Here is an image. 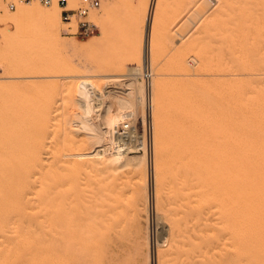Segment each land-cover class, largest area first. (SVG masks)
Instances as JSON below:
<instances>
[{"label": "rangeland", "instance_id": "obj_1", "mask_svg": "<svg viewBox=\"0 0 264 264\" xmlns=\"http://www.w3.org/2000/svg\"><path fill=\"white\" fill-rule=\"evenodd\" d=\"M90 19L66 35L56 0H0V264H264V0H103Z\"/></svg>", "mask_w": 264, "mask_h": 264}, {"label": "bare ground", "instance_id": "obj_2", "mask_svg": "<svg viewBox=\"0 0 264 264\" xmlns=\"http://www.w3.org/2000/svg\"><path fill=\"white\" fill-rule=\"evenodd\" d=\"M153 1V0H152ZM210 1V0H209ZM216 1V0H215ZM152 4H153V6H154V3L152 2L151 3V6H150V13H151V11H153L152 10V8H153V6H152ZM150 5V4H149ZM22 7V6H21ZM28 7V6H27ZM27 9V8H26ZM28 9H30V8H28ZM155 9V8H154ZM30 11V10H29ZM32 12H33V10H32ZM16 13L17 14H19V15H23V14H25V12L23 11V9H21L20 7L17 9V11H16ZM28 13V12H27ZM30 13V12H29ZM28 13V14H29ZM32 14V13H31ZM33 15V14H32ZM45 15H53V14H45ZM54 16V15H53ZM148 16V15H147ZM33 17V16H32ZM40 17V16H39ZM43 18V17H42ZM52 17H47V19H51ZM54 18V17H53ZM53 18H52V20H53ZM149 19V18H148ZM4 20V19H3ZM10 20V19H9ZM45 20V19H44ZM58 20V19H57ZM150 20V19H149ZM151 21V20H150ZM152 22V21H151ZM49 25H50V22H49ZM152 26V25H151ZM74 27V26H73ZM149 27H150V24H149ZM152 28H150V30H151ZM147 30H148V28H147ZM146 30V31H147ZM149 30V31H150ZM153 31V30H152ZM147 33V35H146V37H145V42H144V52H143V56H142V62H143V64H145V63H147L148 65H149V63H152V57H153V53H152V43H151V38H150V33L148 34V32H146ZM149 36V37H148ZM140 53V52H139ZM146 65V64H145ZM151 68V67H150ZM152 71V70H151ZM135 72V71H134ZM135 74H136V72H135ZM135 74H133V75H135ZM106 78V80L109 82H111V83H120L121 82V80H123V79H121V78H118V77H116V76H113V77H111V76H106L105 77ZM107 81H106V83H107ZM103 85V84H102ZM112 85V84H111ZM119 86V85H118ZM117 86V87H118ZM131 85H129V87H130ZM137 86V85H136ZM1 87V86H0ZM116 87V88H117ZM128 86L126 87V89H128L129 91H133L134 90V88H133V86H132V88H129ZM107 88V87H106ZM109 88V87H108ZM114 88V87H113ZM138 88V87H137ZM2 89V88H1ZM100 89V88H99ZM98 89V90H99ZM103 90V89H102ZM105 90V89H104ZM97 91V90H96ZM95 91V92H96ZM101 91V89L99 90V93H98V95L100 94V93H102V92H100ZM108 92H109V90H108ZM108 92H106V93H108ZM139 92V91H138ZM97 93H96V95H97ZM138 94V93H137ZM147 94V93H146ZM97 95V96H98ZM112 95H115V94H112ZM111 95V96H112ZM111 96H110V98H111ZM117 96H119V95H117ZM117 96H115V98H117L118 99V103L120 102V99H122V98H119V97H117ZM147 97H148V94H147ZM114 97H112V99H113ZM90 99V98H89ZM140 99V98H139ZM141 99H142V97H141ZM107 101V100H106ZM123 101V100H122ZM124 101H127V100H124ZM94 102V101H93ZM99 102V101H98ZM102 102V101H101ZM115 103H117V102H115ZM117 103V104H118ZM124 103V102H123ZM153 103V102H152ZM113 104V103H112ZM119 104H121V103H119ZM125 104V103H124ZM128 104V103H127ZM107 105V104H106ZM105 105V106H106ZM114 105H116V104H114ZM87 106H88V104H87ZM104 106V107H105ZM121 106V105H120ZM127 106V105H126ZM89 107V106H88ZM91 108H93V107H91ZM111 108H112V106H111ZM111 108H109V109H111ZM114 108H115V106H114ZM117 108V107H116ZM120 108V107H119ZM126 108V107H125ZM89 109V108H88ZM88 109L86 108V109H84V110H87L88 111ZM119 110V109H118ZM86 111V112H87ZM106 111V113H107V111L108 110H105ZM111 111V110H110ZM112 111H113V109H112ZM92 112V111H91ZM109 112V111H108ZM131 113V112H130ZM130 113H127L124 117L126 118H130L131 117V114ZM133 113V112H132ZM108 114V113H107ZM109 115V114H108ZM110 115H111V113H110ZM130 115V116H129ZM100 117V116H99ZM106 118H108L107 119V121L105 122L106 124H108V122L109 121H111V120H109V116L108 117H106ZM112 118V117H111ZM114 119V118H113ZM127 119V120H128ZM131 119V118H130ZM104 120V119H103ZM125 120V119H124ZM114 122V121H113ZM133 122V121H132ZM104 123V124H105ZM115 123V122H114ZM123 123V122H122ZM109 125V124H108ZM107 125V126H108ZM152 128H153V124H152ZM107 129H109V128H107ZM134 127L132 126V128L130 129V131L129 132H126L125 134H121V133H118L117 132V138L119 137V139L121 140L120 142H121V147L122 148H124L125 147V144H127L128 145V143H130V142H126V140H128L129 138H132V136H133V138H134ZM21 132V131H20ZM114 133V132H113ZM35 134V133H34ZM39 134V133H38ZM106 134V133H105ZM36 136V135H35ZM116 136V135H115ZM38 137V136H37ZM131 142L133 141L132 139H129ZM128 140V141H129ZM134 140H136V139H134ZM108 141V140H107ZM118 141V140H117ZM23 142V141H22ZM20 143V142H19ZM24 143V142H23ZM119 145V144H118ZM126 145V146H127ZM130 145V144H129ZM145 145H146V143H145V141H144V139H142V140H136V141H134V143H133V145H132V143H131V145L130 146H128L126 149H124V150H122L121 152L119 151L118 153H117V155H114V156H116L117 157V159L119 158L118 156H121V155H123L124 157H126L127 158V160H128V163L130 164V165H134L135 164V162H134V159H137V158H139V157H142L143 155H145V153L143 152H141L140 150L141 149H143V151H144V149H145ZM27 146V145H26ZM116 146V145H115ZM120 147V146H119ZM33 149H34V147H33ZM32 149V152H33V154H34V150ZM39 148H37V149H35V150H38ZM27 150H29V149H27ZM42 150V149H41ZM44 150V149H43ZM20 151H22V150H20ZM25 152V151H24ZM29 152V151H28ZM27 152V153H28ZM42 152V151H41ZM108 152V151H107ZM23 153V152H22ZM26 153V152H25ZM30 153H31V151H30ZM30 153H28V154H30ZM40 153V152H39ZM115 153V154H116ZM123 153V154H122ZM20 154H21V152H20ZM19 154V155H20ZM28 154H25V158L23 157V158H21L22 157V155L20 156V158L19 159H21V161L20 162H25L26 163V161L25 160H27V158H29L30 156L28 155ZM38 154V153H37ZM109 154V153H108ZM111 154V153H110ZM40 155H41V153H40ZM83 157H88V158H98V156H94V155H92V153H85V154H83L82 155ZM33 157H36V156H33ZM39 158H40V160H41V156H38ZM43 157V156H42ZM103 157V156H102ZM122 157V156H121ZM31 158V157H30ZM38 158V159H39ZM80 158V157H79ZM32 159V158H31ZM115 159V158H114ZM114 159H113V161H114ZM116 159V160H117ZM81 160V159H80ZM173 160V159H172ZM31 161V160H30ZM32 161L34 162V160L32 159ZM31 161V162H32ZM36 161V160H35ZM109 161H110V159H109ZM111 161H112V159H111ZM110 161V162H111ZM27 162H29L28 160H27ZM24 163V164H25ZM30 163V162H29ZM39 163V162H38ZM38 163H37V165H38ZM137 163V162H136ZM21 164V163H20ZM23 164V163H22ZM21 164V165H22ZM31 164H33V163H31ZM34 164H35V162H34ZM42 164V163H41ZM179 165V164H178ZM178 165H177V167H178ZM32 166V165H31ZM22 167H24V165L22 166ZM21 167V168H22ZM38 167H40V166H38ZM42 167V166H41ZM190 168H191V166L190 165H184V168L183 169H180V173H181V171H183V173L182 174H187V176L189 175V172L191 171L190 170ZM234 168V167H233ZM24 169V171H22L21 172V174H22V177H23V180H24V184L25 183H27V181H29V179L31 178V176H32V171H31V168H30V164L28 165V163H26V167H24L23 168ZM37 170H38V168H36ZM35 170V169H34ZM37 170H35V172L37 171ZM160 170V164L159 163H157V164H155V172H158ZM176 170V169H175ZM160 172V171H159ZM177 172V170L174 172V174ZM233 172H236V171H233ZM194 172H192V174H193ZM211 173H213V172H211ZM210 173V174H211ZM134 174H135V172H134ZM139 174V173H138ZM177 174V173H176ZM179 174V173H178ZM214 174H215V172H214ZM232 174V173H231ZM230 174V175H231ZM237 174V173H236ZM178 176V175H177ZM176 176V178H178ZM179 176H181V175H179ZM186 176V178H185V180H183L184 181V183L183 184H185V185H183L184 186V190L185 191H187V193H186V197H187V199L189 198H191V197H193V198H195V196L197 195L196 193H195V191H197V190H195V189H200L199 187L200 186H202L203 184V182H201V181H195V180H193V178H197V177H187ZM135 177H136V175H135ZM237 177V176H236ZM180 178V177H179ZM183 178H181V180H182ZM139 180V179H138ZM180 180V179H179ZM200 180V179H199ZM137 181V180H136ZM135 181V182H136ZM140 181V180H139ZM138 181V182H139ZM142 181H144V180H142ZM226 181H228V180H226ZM140 183V182H139ZM144 183V182H143ZM142 184V183H141ZM140 184V185H141ZM235 184V183H234ZM238 184V183H237ZM18 185V184H17ZM99 185V184H98ZM28 186H29V183H28ZM225 186V182H222V181H220V182H217L215 185H211L210 187H209V194L210 195H215V194H217L223 187ZM24 187V186H23ZM21 188V187H20ZM74 189H75V187H74ZM28 193V192H27ZM30 193V192H29ZM24 194V193H23ZM103 194V193H102ZM225 195V194H224ZM106 196V195H105ZM206 197V196H205ZM208 197V196H207ZM183 198H185L184 196H183ZM182 198V199H183ZM198 198V197H197ZM202 198V197H201ZM204 199H206V198H204ZM204 199H203V202H206V201H204ZM189 202H190V200H189ZM201 202H202V200H201ZM202 202V203H203ZM185 203V202H184ZM186 203H187V201H186ZM191 203H192V205H191V207H192V209L194 208L193 206L195 205L194 204V199L191 201ZM215 203V202H214ZM226 203V202H225ZM183 205H185V204H183ZM183 205L182 204H180L179 206H181V208L183 207ZM199 205V204H198ZM211 205H213V203L211 204ZM211 205H210V207H211ZM197 206V205H196ZM190 207V206H189ZM190 207V208H191ZM208 207H209V205H208ZM208 207H207V209H208ZM109 208V207H108ZM197 208V207H196ZM95 209V208H94ZM182 209H184V210H182V211H187V209H185V207L184 208H182ZM218 209V208H217ZM226 209V208H225ZM67 210V209H66ZM190 210V209H189ZM188 210V211H189ZM219 210V209H218ZM68 211V210H67ZM107 211H109V210H107ZM187 211V212H188ZM196 211V210H195ZM215 211V210H214ZM214 211H212V212H210V213H212V214H215L216 212H214ZM217 211V210H216ZM104 212H106V211H104ZM186 212V213H187ZM202 212V211H201ZM199 213L198 215H201L202 213ZM203 212H205V211H203ZM175 213V212H174ZM111 214V213H110ZM182 214H184V213H182ZM204 214V213H203ZM202 214V215H203ZM206 214V213H205ZM102 215H104V213H101V221L102 222H104V223H102V228H103V230L105 231V233L106 232H110V226H109V221H108V218H103L102 217ZM109 214H107V215H105V217L106 216H108ZM217 215V214H216ZM218 215H220V214H218ZM62 216V215H61ZM179 216V215H178ZM213 216V215H212ZM110 218H111V215L109 216ZM114 217V216H113ZM197 217V216H196ZM195 217V218H196ZM95 218V217H94ZM120 217H118V219H119ZM182 218V217H181ZM194 218V219H195ZM220 218V217H219ZM63 219V218H62ZM96 219V218H95ZM114 218H112V220H113ZM197 219V218H196ZM215 219V218H214ZM166 220V219H165ZM187 220V219H186ZM62 221H64V219L62 220ZM114 221V220H113ZM93 222V221H92ZM112 222V221H111ZM116 221H114V223H115ZM219 222V221H218ZM63 223V222H62ZM216 223V222H215ZM116 224H117V222H116ZM115 225V224H114ZM113 225V226H114ZM97 226V225H96ZM170 226V225H169ZM222 226V228H223V224L221 225ZM225 227V226H224ZM98 228V227H97ZM147 228V227H146ZM169 229V228H168ZM182 229V228H181ZM219 230V229H218ZM191 231V230H190ZM227 231V230H226ZM226 231H224V232H226ZM177 232V231H176ZM259 233V232H258ZM176 234V233H175ZM187 234V233H186ZM229 234V233H228ZM182 235H183V233H182ZM231 236V235H230ZM179 237H180V235H179ZM177 238V237H176ZM238 238V237H237ZM193 239V238H192ZM254 239V238H253ZM143 240V239H142ZM239 240V239H238ZM237 240V241H238ZM140 241V240H139ZM34 242V241H33ZM187 242V241H186ZM33 244V243H32ZM172 244V243H171ZM132 245V244H131ZM231 247V246H230ZM34 248H35V246H34ZM232 248V247H231ZM40 249V248H39ZM32 250V249H31ZM38 250V249H37ZM137 250V249H136ZM147 252H148V250H147ZM19 258V257H18ZM14 259H16V258H14ZM13 261V260H12ZM146 263V262H145ZM193 263V262H192Z\"/></svg>", "mask_w": 264, "mask_h": 264}, {"label": "built area", "instance_id": "obj_3", "mask_svg": "<svg viewBox=\"0 0 264 264\" xmlns=\"http://www.w3.org/2000/svg\"><path fill=\"white\" fill-rule=\"evenodd\" d=\"M49 5L52 0H40ZM61 9V19L65 24H69L64 30L66 35L71 36H89L97 29V25L90 19V13L100 8L103 0H56ZM15 7L13 2L7 3L8 9ZM75 23L73 27L71 23ZM141 78L143 80L146 93H149L152 84L153 74L150 65L146 63L142 69ZM132 128L130 120H125L118 133L125 134ZM134 131V130H133Z\"/></svg>", "mask_w": 264, "mask_h": 264}]
</instances>
